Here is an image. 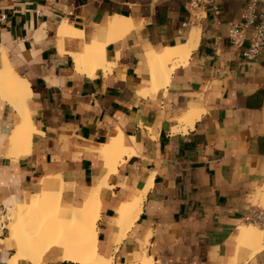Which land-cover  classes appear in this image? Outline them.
I'll list each match as a JSON object with an SVG mask.
<instances>
[{"label": "crops", "instance_id": "crops-1", "mask_svg": "<svg viewBox=\"0 0 264 264\" xmlns=\"http://www.w3.org/2000/svg\"><path fill=\"white\" fill-rule=\"evenodd\" d=\"M246 2L217 0L218 16L194 17L187 0H0V70L5 56L25 79L33 129L29 147L9 154L21 115L0 95V213L16 202L37 205L46 188L61 190V208L81 206L105 182L96 248L114 263H136L146 252L153 264H264V226L256 252L231 243L238 225L252 223L246 214L264 180V56L243 57L250 31L242 48L227 38ZM114 15L134 26L107 43ZM63 20L82 34L60 37ZM195 27L187 62L165 88L141 93L151 85L145 51L184 43ZM92 40L106 42L111 67L90 77L75 70L71 53ZM190 108L201 111L193 126L172 132ZM118 132L132 152L110 170L98 149ZM149 183L120 237L118 212ZM1 238L0 264H8L15 244L6 229ZM37 261L16 264H83L55 247Z\"/></svg>", "mask_w": 264, "mask_h": 264}, {"label": "bare ground", "instance_id": "bare-ground-1", "mask_svg": "<svg viewBox=\"0 0 264 264\" xmlns=\"http://www.w3.org/2000/svg\"><path fill=\"white\" fill-rule=\"evenodd\" d=\"M133 26L131 18L117 15L109 17L105 25L106 42L122 37ZM198 33L199 27H195L189 39L184 43L166 46L161 51L152 47L145 51L151 85L143 88L141 93L167 86L172 71L187 62L191 51L197 45ZM81 34L82 30L73 28L66 20H63L58 29L60 37ZM106 42L92 40L89 44H85L83 52L71 53L75 70L90 77L98 69H102L104 72L109 71L111 63L106 60L105 56ZM2 61L0 95L8 100L21 115V121L8 141L10 144L8 153L16 155L20 152L19 146L29 147L30 135L33 131L25 104V96L29 88L25 79L12 69L5 56L2 57ZM200 112L195 108L188 109L183 116L178 118V124L172 127L171 131L187 132V128L193 126ZM131 150L132 148L126 144L122 133L118 132L117 136L110 138L107 143L101 144L98 152L104 156L105 164L109 166V169L114 170L117 164L123 160V156L131 153ZM106 185L105 182H99L96 187L89 189L87 198L81 206H72L69 209L59 206L61 190L47 188L42 190L38 204L35 206L19 202L6 206L4 213H0V241H2L3 229H6L9 239L15 244V252L8 259V264H16L17 260L21 258L37 261L51 247L60 249L65 258L79 261V263L117 264L111 259L112 256L105 258L97 252L96 248V221L99 217L97 194L99 189ZM149 185L150 183L141 192L136 193L118 212L116 224L120 228V237H123L125 229H128L133 220L138 217ZM252 203L254 206L264 207V180L255 187ZM53 221L56 225H52ZM262 234L263 230L257 224H240L237 226V232L231 243L236 246V249L238 246H248L254 253L262 246L260 243ZM133 264H153V258L144 252L141 259Z\"/></svg>", "mask_w": 264, "mask_h": 264}, {"label": "built area", "instance_id": "built-area-1", "mask_svg": "<svg viewBox=\"0 0 264 264\" xmlns=\"http://www.w3.org/2000/svg\"><path fill=\"white\" fill-rule=\"evenodd\" d=\"M189 15L197 17L200 13L210 11L218 16L220 9L217 0H187ZM252 32L248 44L242 49L245 59H255L264 56V0H247L240 12V21L231 22L227 38L232 47L242 48L246 32ZM246 220L264 226V208L254 206L246 214Z\"/></svg>", "mask_w": 264, "mask_h": 264}, {"label": "rangeland", "instance_id": "rangeland-1", "mask_svg": "<svg viewBox=\"0 0 264 264\" xmlns=\"http://www.w3.org/2000/svg\"><path fill=\"white\" fill-rule=\"evenodd\" d=\"M52 223H54V224H52V225H56L55 221H53ZM64 225H65V224H64Z\"/></svg>", "mask_w": 264, "mask_h": 264}]
</instances>
